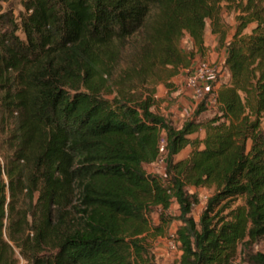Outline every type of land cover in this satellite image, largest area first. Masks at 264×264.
Masks as SVG:
<instances>
[{"label":"trees","instance_id":"16d2710c","mask_svg":"<svg viewBox=\"0 0 264 264\" xmlns=\"http://www.w3.org/2000/svg\"><path fill=\"white\" fill-rule=\"evenodd\" d=\"M11 1L0 0V264H157L152 245L175 218L168 264H228L264 230V0H20L17 13ZM223 9L235 30L228 77L206 96L214 112L197 119L200 102L176 126L138 86L187 68L181 37L201 48L207 21L222 41ZM159 156L163 173H148ZM191 187L213 190L198 221Z\"/></svg>","mask_w":264,"mask_h":264},{"label":"rangeland","instance_id":"374dc122","mask_svg":"<svg viewBox=\"0 0 264 264\" xmlns=\"http://www.w3.org/2000/svg\"><path fill=\"white\" fill-rule=\"evenodd\" d=\"M11 4L15 13L22 9L20 0H12ZM221 27L224 31V39L222 41L218 40L217 35L210 31L209 21H207L204 30V44L201 48L197 47L186 33L183 34L179 43V47L185 51L187 55L189 60L188 65L192 64L194 61L203 60L210 63L213 69V73L209 81L205 84L204 92L200 98H196L192 91L186 86V68H180L172 74L168 69L158 70V72H153L142 86H138L137 91L144 90L146 92H153V108L157 112L168 117L176 126H180L183 120L192 117L194 110L200 102L205 101V104L203 110L197 116V119L207 118L214 112L211 100L208 98L206 99V96H211L213 89L216 88L218 83L226 80L228 77L223 61L226 54V42L230 40L235 30L234 11L222 10ZM249 29L250 26L246 31ZM126 68V62L121 60L112 70L111 74L106 76V82L108 84H113L115 79L125 74L124 69ZM200 135H202V132ZM188 150L189 148L184 149L178 157L186 155ZM2 153H5L4 144H0V161L4 163ZM164 166V159H162V161L158 160L146 164L144 167L148 173L161 174L164 171ZM4 178L6 179L5 175ZM190 193H192L195 198V203L192 205L190 215L195 221H198L200 215L206 209L207 199L213 193V190L206 187H191ZM236 202L240 203L241 199L238 198ZM217 208L218 205L214 206L213 210L207 212V214L212 215ZM168 212L173 217H176L179 213L177 205L172 203ZM151 217L156 221V211L151 212ZM179 223L180 221L175 218L169 226L168 234L154 241L151 253L157 264H168L178 259L180 250L171 234H174ZM259 254L264 255V230L258 234H246V236L238 242L235 256L228 264H258L257 256Z\"/></svg>","mask_w":264,"mask_h":264},{"label":"built area","instance_id":"2783aa9c","mask_svg":"<svg viewBox=\"0 0 264 264\" xmlns=\"http://www.w3.org/2000/svg\"><path fill=\"white\" fill-rule=\"evenodd\" d=\"M213 73V69L207 61H194L186 68L185 82L186 86L192 91L196 98H200L204 92L205 84L209 81ZM164 151V137L161 136L159 141V152ZM162 156H159L154 162L162 161ZM174 236V234H171Z\"/></svg>","mask_w":264,"mask_h":264}]
</instances>
